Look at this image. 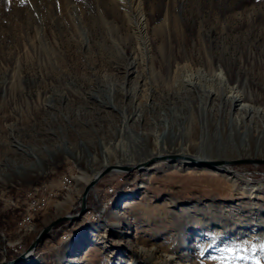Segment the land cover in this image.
<instances>
[{
	"label": "rangeland",
	"instance_id": "rangeland-1",
	"mask_svg": "<svg viewBox=\"0 0 264 264\" xmlns=\"http://www.w3.org/2000/svg\"><path fill=\"white\" fill-rule=\"evenodd\" d=\"M168 51L187 58L200 88L165 77ZM206 59L227 63L228 86ZM230 89L264 115V0H0V264L15 257L8 245L27 248L76 214L84 176L130 150L131 133L150 144L167 119L192 120L195 138L207 119L237 138L264 133L258 114L236 132ZM152 159L103 175L87 212L58 224L27 264H162L167 255L169 264H264V156L232 158L233 179ZM53 189L36 216L30 199ZM141 246L158 249V263Z\"/></svg>",
	"mask_w": 264,
	"mask_h": 264
},
{
	"label": "bare ground",
	"instance_id": "bare-ground-1",
	"mask_svg": "<svg viewBox=\"0 0 264 264\" xmlns=\"http://www.w3.org/2000/svg\"><path fill=\"white\" fill-rule=\"evenodd\" d=\"M138 22L140 25V30L145 31L146 27L144 22L141 20H138ZM167 53H168L167 66L165 67L162 65V67L160 68L161 72L165 73L164 74L165 77L169 80L179 81L183 85L191 84L192 87L194 88H200V83L202 82L201 79L202 76H200L199 73H194L192 71L191 66L185 62L187 58L182 56L181 58H176L170 54L171 53L170 51H168ZM219 61L221 65L218 66L215 65V62L212 59H206L205 63L212 71L211 73L212 79L214 78V80H217L221 85L223 84L228 86L229 84L228 82H230V78L225 72V69H227L228 65L223 60H219ZM132 66L133 65L130 64L124 67L125 75H127L130 72V70L133 68ZM186 71L187 72L189 71L190 73L188 74L189 75L188 78L184 79V77H182V74H184ZM232 87L234 88V86ZM110 89L112 92L113 90L112 87H110ZM231 89L226 95L223 96V94L222 93L221 94L224 100L229 105V110H228L229 115L232 116L233 117L232 119L236 121V129H237L236 132H238L240 124L250 125L252 123H256L257 114L260 120H264V115L259 112L260 110L258 108H255L250 103H246L241 95L234 94V91H232ZM206 93L207 96H211V97L217 94L213 89L207 90ZM235 106H237L236 109ZM198 110H200V113H202L201 112L202 107L199 108ZM191 115H193V113H191ZM185 121L186 120H181L180 122L172 119V122H170L167 119V121L163 122V128L160 134L155 135L152 138V140H150V144H149L148 136H141L139 132L133 134L131 133L130 134L131 141L129 143L132 148H130V150L123 151L121 153L122 155L121 158L116 161H110L108 160V158H106V160H104L102 164V167L105 168L110 166V167H114L115 170L118 171L121 170L122 167L124 166L139 167L140 165H144L145 163H147L152 158H158L157 162L154 164L155 166L156 165L158 166L159 164L165 163V160L168 158L179 157L181 158V160L178 161V163L176 162L174 163V165L177 167L181 168V166L184 167L193 166L203 169L209 168L210 174L216 175L222 171L226 173L224 174L229 179L231 178L233 179L234 177L238 176L239 172L231 170L229 164L231 163L230 161L232 160V158L234 157L243 158L244 156H250V155L255 157L264 156V133L259 129H256V132L258 133L257 137H253L251 131L244 130L241 133L238 132V134L239 133L240 134L239 137L237 138L233 136V134L235 133L234 128L233 129L230 128L228 131H226L225 126L221 123V121L218 120L215 122L213 130H210L208 124L209 120L207 119L202 122L201 131L199 134H197L198 136L195 138L194 136L191 135L190 127L192 124V120L189 121V125H186ZM102 153L105 156L108 152L104 150ZM170 155H175V156H170ZM213 160H217V161H213ZM209 161H211L209 163L211 166L212 165L214 166L223 165V166L220 168L210 167L209 165H207ZM149 163L150 161L147 164ZM89 164L90 162H88V165ZM99 169L95 170L92 176H84V179L86 180V184L83 186V189L80 192H84L85 187L102 170L101 169L99 171ZM39 197H37V201H45V197L43 198L42 197L39 198ZM70 200L71 199H68L66 202L70 203ZM131 203H132L131 201L125 202L123 206L127 207V205H130ZM46 204L47 201L44 202V206ZM33 220L34 219L31 218V216L25 217L23 221L20 222L21 230L25 231V233L33 230L34 229ZM157 250L158 249H153V248L146 249L143 246L139 247L140 253L145 255L147 259L153 260L154 262H157V259H155L156 258L155 255L159 252ZM173 258L174 256L167 255L164 259L161 260V262L162 264H169L168 262L172 261Z\"/></svg>",
	"mask_w": 264,
	"mask_h": 264
},
{
	"label": "water",
	"instance_id": "water-1",
	"mask_svg": "<svg viewBox=\"0 0 264 264\" xmlns=\"http://www.w3.org/2000/svg\"><path fill=\"white\" fill-rule=\"evenodd\" d=\"M217 164V163H214ZM126 168H131V167H122L121 170H124ZM115 168L114 167H105L103 168L97 175L96 177L85 187V190L82 194L81 200H80V208L79 211L76 214H67L65 216L62 217H58L57 219L51 221L49 224L45 225L38 233V235L36 236V238L32 241V243L24 250L22 251L19 255L15 256L14 258L10 259V260H5L3 261V263L1 264H27V260L31 257L32 255L35 253V250L37 249V246L43 242L44 240H46L50 235L51 232L54 230V228L64 222V221H73L76 219L81 218V216L83 214H85L87 212V199H88V194L90 192V190L93 188V186L97 183V181L105 174H107L110 171H114ZM30 258V259H31ZM24 262V263H22Z\"/></svg>",
	"mask_w": 264,
	"mask_h": 264
},
{
	"label": "built area",
	"instance_id": "built-area-1",
	"mask_svg": "<svg viewBox=\"0 0 264 264\" xmlns=\"http://www.w3.org/2000/svg\"><path fill=\"white\" fill-rule=\"evenodd\" d=\"M54 192H59L58 189H53L52 191L49 192V194H47L45 196V201H50V196L54 195ZM45 201H33L32 199H30L29 202V207H36V214L39 212L44 211V202ZM10 248L9 252L12 253V255L17 256L21 253V251H24L26 249V245L22 246V249L20 251H13V246L12 245H8ZM11 250V251H10Z\"/></svg>",
	"mask_w": 264,
	"mask_h": 264
},
{
	"label": "crops",
	"instance_id": "crops-1",
	"mask_svg": "<svg viewBox=\"0 0 264 264\" xmlns=\"http://www.w3.org/2000/svg\"><path fill=\"white\" fill-rule=\"evenodd\" d=\"M51 200H52V199H51ZM51 200H50V201H51ZM35 215L37 216V215H39V213H37V214H35Z\"/></svg>",
	"mask_w": 264,
	"mask_h": 264
}]
</instances>
